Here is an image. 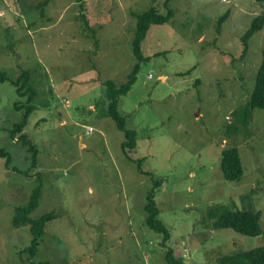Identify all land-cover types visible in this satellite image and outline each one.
<instances>
[{
  "label": "rangeland",
  "instance_id": "374dc122",
  "mask_svg": "<svg viewBox=\"0 0 264 264\" xmlns=\"http://www.w3.org/2000/svg\"><path fill=\"white\" fill-rule=\"evenodd\" d=\"M166 1L0 0V71L10 79L0 84V151L11 156L9 168L0 156V264L29 263L20 252L33 236L14 218L38 186L32 218L55 217L36 262L169 264L172 252L182 264H220L264 246V110L254 111L247 128L234 115L248 104L263 60L264 29L245 53L242 38L264 3L172 0L171 22L151 28L142 44L149 60L140 61L137 16L153 7L167 14ZM137 62V81L119 103L136 147L123 150L106 83L127 84ZM25 72L39 93L24 129L39 149L29 177L15 169L27 171L31 153L19 133L11 136L25 114L16 103L27 102L13 83ZM231 147L243 165L238 182L221 169ZM156 180L167 242L146 223ZM215 206L260 212L262 233L215 229L207 216Z\"/></svg>",
  "mask_w": 264,
  "mask_h": 264
},
{
  "label": "trees",
  "instance_id": "16d2710c",
  "mask_svg": "<svg viewBox=\"0 0 264 264\" xmlns=\"http://www.w3.org/2000/svg\"><path fill=\"white\" fill-rule=\"evenodd\" d=\"M85 0H77V2H83ZM172 0H167L165 7L168 8L167 14H162L157 8L153 7L150 10L144 12L143 14L137 16V31L133 40V53L140 61L147 62L149 58L145 57L142 52V44L145 41L149 31L153 26L166 25L171 22L173 18L174 11L172 8L168 7ZM257 2L264 3V0H256ZM48 1L42 2L39 6L41 9V16L45 14V7L48 5ZM84 18V17H83ZM226 19V16L222 17L220 21ZM264 29V15H259L254 18L250 28L247 30L242 38L244 45V53L247 52L249 48L250 39L258 32ZM143 62H137L132 74L130 75V81L117 88L113 82H107V97L109 99V115L116 123L119 130L124 133L126 141L122 144V149L136 147V132L127 128L126 119L119 113V103L121 96H125L132 86L137 81V76L141 69ZM10 81L9 77L4 71H0V84ZM22 97H27L26 104L20 106L16 103V109H25V114L22 117V121L15 125L11 136L14 138L18 133L20 134V139L24 146L28 147L29 153H31V167L27 171L21 172L24 176H31L29 171L35 169L38 166V156L39 149L35 143L29 139V136L24 133V129L28 124L31 114L36 110V106L33 105L34 100L39 95L38 90L32 84L29 72H25L18 81L13 83ZM260 109L264 110V50H263V60L260 68L258 69L256 75V84L253 93L250 96L248 104L241 110H236L234 115L236 117L237 123L240 124L242 128H247V126L252 122L254 111ZM235 133V131H233ZM241 128L237 127V133H240ZM238 135V134H237ZM0 156L6 157V167L9 168L11 164V156L8 152L2 150L0 151ZM140 167V165H139ZM221 169L224 174L226 181L235 182L240 181L243 176V165L241 162L240 152L237 147H231L225 149L222 152ZM160 183L156 180V184L153 189L148 193L147 205L145 207L147 218V226L153 231L163 234L164 240L167 242L171 238V232L165 226L162 220L159 219L160 211L155 202L156 189L159 187ZM42 189L41 187L34 188L30 199L26 205H21L16 208V215L14 218V224L16 227L29 226V230L33 236L31 244L20 252L21 257L28 255V264H54L51 260L40 259L36 262L35 259L39 254L40 249V239L45 235L46 228L49 222H51L55 215L54 213H47L39 217L38 219L32 218V214L35 213L39 208V202L41 199ZM208 219L213 222V227L215 229H232L236 232L246 235V236H258L262 233L260 219V212H250V211H240L235 210L229 206H215L209 209ZM172 252H168L166 260L169 264H182V259L175 260L172 256ZM220 264H264V246L260 248H255L250 251L240 252L235 255L225 256L218 259Z\"/></svg>",
  "mask_w": 264,
  "mask_h": 264
},
{
  "label": "clouds",
  "instance_id": "9594fccd",
  "mask_svg": "<svg viewBox=\"0 0 264 264\" xmlns=\"http://www.w3.org/2000/svg\"><path fill=\"white\" fill-rule=\"evenodd\" d=\"M223 1H226V0H223Z\"/></svg>",
  "mask_w": 264,
  "mask_h": 264
}]
</instances>
